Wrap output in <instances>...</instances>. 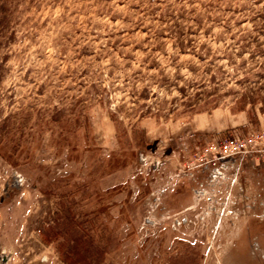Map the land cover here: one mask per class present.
Instances as JSON below:
<instances>
[{"label":"rangeland","instance_id":"obj_1","mask_svg":"<svg viewBox=\"0 0 264 264\" xmlns=\"http://www.w3.org/2000/svg\"><path fill=\"white\" fill-rule=\"evenodd\" d=\"M0 264H264V0H0Z\"/></svg>","mask_w":264,"mask_h":264}]
</instances>
